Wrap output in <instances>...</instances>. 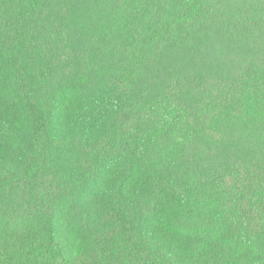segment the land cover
Wrapping results in <instances>:
<instances>
[{"label":"trees","instance_id":"obj_1","mask_svg":"<svg viewBox=\"0 0 264 264\" xmlns=\"http://www.w3.org/2000/svg\"><path fill=\"white\" fill-rule=\"evenodd\" d=\"M0 264H264V0H0Z\"/></svg>","mask_w":264,"mask_h":264}]
</instances>
